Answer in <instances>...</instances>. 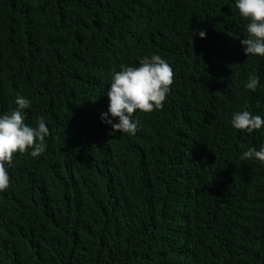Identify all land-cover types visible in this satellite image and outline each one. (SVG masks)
Masks as SVG:
<instances>
[{
    "label": "trees",
    "instance_id": "16d2710c",
    "mask_svg": "<svg viewBox=\"0 0 264 264\" xmlns=\"http://www.w3.org/2000/svg\"><path fill=\"white\" fill-rule=\"evenodd\" d=\"M246 22L234 0H0V112L19 93L49 129L7 169L0 264H264V164L240 158L264 126L230 125L242 108L264 118ZM153 53L169 92L113 134L110 73Z\"/></svg>",
    "mask_w": 264,
    "mask_h": 264
},
{
    "label": "clouds",
    "instance_id": "9594fccd",
    "mask_svg": "<svg viewBox=\"0 0 264 264\" xmlns=\"http://www.w3.org/2000/svg\"><path fill=\"white\" fill-rule=\"evenodd\" d=\"M239 16L245 19L246 36L240 39L246 56L264 57V0H234ZM200 37L205 33L200 31ZM172 83L171 66L158 54L139 59L136 65L120 64L119 70L110 73V80L104 95L107 96V110L101 112V122L110 126L113 134H134L138 121L134 111L151 112L159 109ZM259 79L255 74L248 76L244 88L256 91ZM15 107L0 112V190L9 183L7 169L12 166L14 153L26 150L32 157L44 152V139L49 134L45 119L37 116L34 126L24 121V110L29 107L28 98L17 93ZM230 125L234 129L253 133L264 126V118L246 108L231 114ZM241 159H251L264 164V139L258 147H247L240 154Z\"/></svg>",
    "mask_w": 264,
    "mask_h": 264
}]
</instances>
